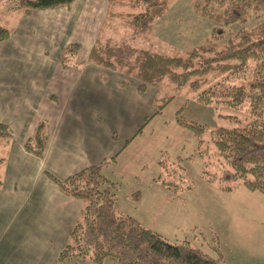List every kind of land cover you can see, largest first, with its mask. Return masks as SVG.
<instances>
[{
	"label": "crops",
	"instance_id": "obj_1",
	"mask_svg": "<svg viewBox=\"0 0 264 264\" xmlns=\"http://www.w3.org/2000/svg\"><path fill=\"white\" fill-rule=\"evenodd\" d=\"M108 7V0H75L70 7L29 15L16 11L12 36L0 43V124L13 132L8 144L0 142V158H5L0 167V264H56L84 203L63 193L52 178L64 180L116 158L103 174L117 182L125 148L154 136L143 135L146 119L156 113L158 89L148 85L139 93V80L90 60L105 29ZM73 44L80 50L75 64L66 67L64 54ZM41 122L47 124L48 141L39 157L24 145ZM161 154L152 160L156 176L151 179L142 181L144 167L133 170L141 198L135 201L130 194L131 202L117 199L120 212L147 228L146 206L157 215L159 205L167 203L181 223L192 209L183 191L174 193L154 181L163 173ZM256 254L257 264H263L264 230ZM104 264L116 262L107 259Z\"/></svg>",
	"mask_w": 264,
	"mask_h": 264
},
{
	"label": "trees",
	"instance_id": "obj_2",
	"mask_svg": "<svg viewBox=\"0 0 264 264\" xmlns=\"http://www.w3.org/2000/svg\"><path fill=\"white\" fill-rule=\"evenodd\" d=\"M172 1L108 0L105 29L91 50L90 60L139 80V93H144L148 85L156 87L160 97L154 116L161 114L174 100V95H165L171 91L193 95L200 106L239 109L248 103L251 120L241 127L212 128L189 122L183 117L187 106L178 110L175 118L179 126L194 133L201 156L208 151L202 148L205 147V136L210 135L218 159L225 165L221 174L215 176L219 178L222 191L230 192L244 185L248 190L264 195V0H204L202 5L197 4V10L203 16L227 26L245 24L252 17L262 18L260 24L242 29L224 47L216 42L217 34L221 33L219 27L214 28L212 40L205 45L176 56L135 48L106 36L105 30L112 27L109 22L116 19L124 20L136 33L149 31L164 16ZM74 2L14 0L11 10L29 15L36 10L70 7ZM121 8L142 10L126 14L119 11ZM11 36L12 30L0 23V43ZM79 50L78 44L68 46L63 65L75 64ZM154 116L146 119L144 127ZM141 132L142 129L138 133ZM12 138L10 127L0 124V142L6 145ZM47 141V124L41 122L24 146L27 151L41 157ZM115 161L116 158H111L64 180L52 178L63 193L84 203L82 217L71 230L70 241L56 264L72 260L104 264L108 258H114L116 264H228L218 248L217 257H213L194 247L189 240L172 242L132 216L120 212L117 208L120 187L103 174V170ZM4 162L5 158L1 157L0 167ZM159 164L163 173L154 181L174 193L182 191L175 178L182 175L180 168L162 159ZM206 167L207 164L203 176H207ZM207 179L213 181L211 177L207 176ZM1 188L0 180V192ZM131 198L138 201L141 193L136 192Z\"/></svg>",
	"mask_w": 264,
	"mask_h": 264
},
{
	"label": "rangeland",
	"instance_id": "obj_3",
	"mask_svg": "<svg viewBox=\"0 0 264 264\" xmlns=\"http://www.w3.org/2000/svg\"><path fill=\"white\" fill-rule=\"evenodd\" d=\"M203 1L173 0L164 16L145 33H136L134 28L121 19L110 21L112 27L105 32L108 37L126 42L135 48L176 56L184 55L212 40L215 27L221 29L216 42L224 47L242 29H250L262 22V18L252 17L245 24H218L197 10V4L202 5ZM13 2L14 0H0V23L8 28L18 17V13L11 10ZM141 10L119 9L126 14ZM165 95H174L175 98L144 127L143 136L152 132L154 136L137 139L119 157L120 167L116 174L119 179L116 183L120 187L118 196L121 203L131 202L127 196L139 192L136 174L133 172L136 166L145 168L142 181L151 179L156 170L152 160L162 152V160L180 168L182 175L175 177L176 182L183 188L182 196H188L192 209L191 213H186L185 222L181 223L179 220L176 222L179 215L167 203L159 205L157 215H152L150 207L146 206L143 218L144 223L149 225L148 229L161 231L159 233L172 242L189 240L194 247L213 257H217L218 248L228 264H257L256 252L261 246L264 230V195L259 191H250L244 185H239L230 192L222 191L219 178L215 176L221 174L225 165L218 159L210 135L205 136V147L202 148L208 151L201 156V148L194 133L179 126L175 119L177 111L187 106L183 117L189 122L212 128L241 127L251 120L249 104L246 103L239 109L200 106L196 104L193 95L185 92L178 94L171 91ZM205 164L207 176L213 178V181L202 174ZM141 187L147 188L144 184ZM108 260L115 261L114 258Z\"/></svg>",
	"mask_w": 264,
	"mask_h": 264
}]
</instances>
